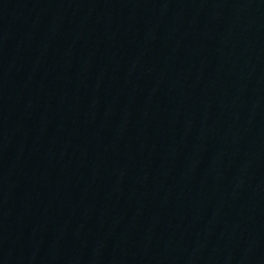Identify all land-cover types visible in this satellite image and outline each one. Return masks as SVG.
Wrapping results in <instances>:
<instances>
[{"label":"water","instance_id":"obj_1","mask_svg":"<svg viewBox=\"0 0 264 264\" xmlns=\"http://www.w3.org/2000/svg\"><path fill=\"white\" fill-rule=\"evenodd\" d=\"M2 264H264V0H0Z\"/></svg>","mask_w":264,"mask_h":264}]
</instances>
